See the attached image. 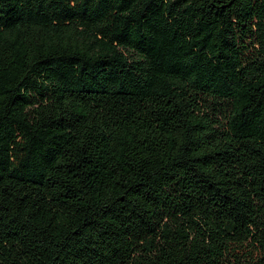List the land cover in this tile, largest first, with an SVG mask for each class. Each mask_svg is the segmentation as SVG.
I'll list each match as a JSON object with an SVG mask.
<instances>
[{
    "label": "trees",
    "instance_id": "obj_1",
    "mask_svg": "<svg viewBox=\"0 0 264 264\" xmlns=\"http://www.w3.org/2000/svg\"><path fill=\"white\" fill-rule=\"evenodd\" d=\"M0 264H264V0H0Z\"/></svg>",
    "mask_w": 264,
    "mask_h": 264
}]
</instances>
